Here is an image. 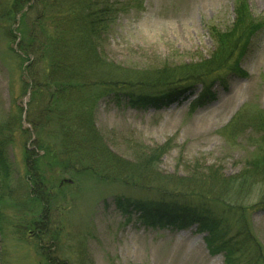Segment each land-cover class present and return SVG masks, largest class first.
I'll use <instances>...</instances> for the list:
<instances>
[{"label":"trees","instance_id":"trees-1","mask_svg":"<svg viewBox=\"0 0 264 264\" xmlns=\"http://www.w3.org/2000/svg\"><path fill=\"white\" fill-rule=\"evenodd\" d=\"M28 3L14 0L9 10L13 18L10 12L4 18H20L21 28L8 33L13 40H20L23 87L25 93L30 92V106H36L33 127L41 133L35 150H26L27 159L34 160L35 166L29 162L25 177H16L10 156L14 136L0 124V225L5 220L22 235L35 231L37 253L45 264H66L55 257L61 249L62 229L56 228L49 215L66 185H52L43 169L60 167L74 175L111 179L113 184L124 180L127 189L135 193L116 196L114 203L129 221L137 215L142 224L151 227L195 226L197 233L206 235L212 254L225 253L226 264H233L236 255L244 257L247 264H264L261 252L254 248L249 220V211L264 212V111L239 112L225 129L234 139L247 130L252 134L249 140L256 152L244 161L237 177H226L216 168H209L206 176L193 170L190 179L214 186L204 187L202 193L181 185L183 178L173 181L159 172L170 142L155 148L138 147L137 157L129 163L109 150L95 124V110L105 98L124 100L131 107L161 109L186 100L189 91V97L193 96L195 86L201 84L194 106L216 99L212 88L224 80H209L213 75L246 76L240 61L264 28V20L252 15L247 0L235 1L232 27L209 29L215 49L208 60L176 71L137 73L110 64L102 53L107 32L124 9L118 4L108 0H35L28 16ZM32 17L33 26L26 31V21ZM43 130H49L47 140L42 137ZM9 210L15 215V224L7 221Z\"/></svg>","mask_w":264,"mask_h":264},{"label":"rangeland","instance_id":"rangeland-1","mask_svg":"<svg viewBox=\"0 0 264 264\" xmlns=\"http://www.w3.org/2000/svg\"><path fill=\"white\" fill-rule=\"evenodd\" d=\"M27 1L29 16L35 0ZM108 1L124 9L107 32L102 53L110 64L127 72L176 71L200 64L208 60L215 49L209 29L226 31L235 20L236 0ZM13 2L0 0V124L11 129L14 136L10 156L16 177H25L29 162L31 167L35 166L34 160L27 159L26 150H35L41 131L33 127L36 106H30V92L25 93L23 87L18 58L20 40H13L8 33L21 28L18 16L15 21L10 19ZM247 2L252 15L264 20V0ZM6 12H10V17L4 18ZM34 21V17L28 18L26 31ZM240 67L246 76L222 72L210 77L209 80L223 78L224 84L215 83L212 91L216 99L203 104L193 106L202 91L201 84L195 86L193 96L189 97V91L186 100L161 109L131 107L124 100L116 102L105 98L95 110L96 127L109 150L129 163L137 157L138 147L155 148L170 142L171 149L161 159L159 172L172 177L173 181L183 178L185 181L181 185L202 193L204 187L214 186L207 181L203 186L190 179L194 169L206 176L209 168H216L226 177H237L244 161L256 152L249 140L250 130L234 139L225 129L239 112L264 111V28L255 36ZM47 131L42 132L46 140ZM43 169L52 185H66L62 193L59 191V204L47 213L56 228L62 229L61 249L55 256L61 262L226 264L225 253L212 254L206 235L197 233L195 226L183 229L167 225L151 227L142 224L137 215L129 221V216L114 203L116 196L133 192L127 189L124 180L113 184L111 179L100 181L92 175H74L60 167L43 166ZM169 184L171 189L173 184ZM249 212L254 248L264 257V212ZM7 215L10 218L7 221L15 224L12 210L7 211ZM33 232L16 233L14 226L3 220L0 264H45L44 258L37 253V235ZM233 264H247V261L236 255Z\"/></svg>","mask_w":264,"mask_h":264}]
</instances>
